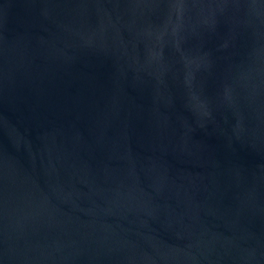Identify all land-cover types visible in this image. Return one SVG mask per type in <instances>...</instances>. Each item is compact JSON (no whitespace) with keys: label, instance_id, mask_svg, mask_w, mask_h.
<instances>
[{"label":"water","instance_id":"1","mask_svg":"<svg viewBox=\"0 0 264 264\" xmlns=\"http://www.w3.org/2000/svg\"><path fill=\"white\" fill-rule=\"evenodd\" d=\"M0 264H264V0H0Z\"/></svg>","mask_w":264,"mask_h":264}]
</instances>
